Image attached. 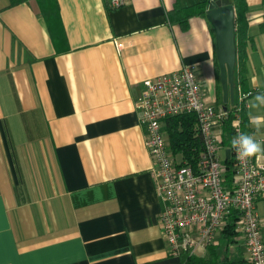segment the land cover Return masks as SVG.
<instances>
[{
	"label": "crops",
	"instance_id": "obj_1",
	"mask_svg": "<svg viewBox=\"0 0 264 264\" xmlns=\"http://www.w3.org/2000/svg\"><path fill=\"white\" fill-rule=\"evenodd\" d=\"M203 1L56 0L48 26L37 0H0V264H181L134 101L144 80L194 65L219 105L208 5L185 28L169 15ZM246 2L247 85L262 91L264 0ZM257 95L244 131L264 148V122H250L264 118ZM255 208L264 241V195ZM230 248L250 264L238 235Z\"/></svg>",
	"mask_w": 264,
	"mask_h": 264
},
{
	"label": "built area",
	"instance_id": "obj_2",
	"mask_svg": "<svg viewBox=\"0 0 264 264\" xmlns=\"http://www.w3.org/2000/svg\"><path fill=\"white\" fill-rule=\"evenodd\" d=\"M127 0H109L110 7ZM239 93L234 111L232 139L245 133L242 110L248 107ZM145 145L152 160L155 188L162 202L159 224L171 253L201 254L216 244L231 209L238 211L237 235L241 238L246 261L264 264V241L255 204L264 195V162L260 154L238 159L232 146L235 173L231 189L223 183L224 155L220 151L222 124L229 116L228 107L207 102L197 79L194 65L161 74L142 82L134 101ZM194 113L203 141V151L193 167L180 155H174L165 140L163 119Z\"/></svg>",
	"mask_w": 264,
	"mask_h": 264
},
{
	"label": "trees",
	"instance_id": "obj_3",
	"mask_svg": "<svg viewBox=\"0 0 264 264\" xmlns=\"http://www.w3.org/2000/svg\"><path fill=\"white\" fill-rule=\"evenodd\" d=\"M24 0H10V5H14ZM42 10L48 26L57 19L58 5L56 0H37ZM234 6V31H235V45H236V64H235V79H237L240 86L241 94H244L243 102H247V97L250 95L258 94L264 95L262 91H249L246 76V44H247V19L246 14L248 10L246 0H232ZM208 1H203L191 7L178 8L169 11V15L177 17L180 25L185 28L187 21L191 16L204 15L205 8ZM215 66L217 69L218 82L219 79V66L214 58ZM220 92L217 95V101L220 103ZM228 107L229 116L222 124V134L220 136V145L224 150H232V135L234 132V107L236 102ZM245 108L242 110V125L243 128L247 124V116ZM165 131L168 138L169 147L174 155H180L181 158L191 166H195L198 158L203 151V141L200 129L198 126L197 118L194 113H183L174 116H168L163 119ZM224 172L223 183L231 189L233 177L235 173L234 158L230 152V158L223 160ZM239 213L235 209H231L226 214L224 219V227L220 232V237L216 244L207 248V254H189L188 252H181L178 256L181 264H234L238 260L236 255L233 254L230 244L235 242L237 235L236 225L239 221Z\"/></svg>",
	"mask_w": 264,
	"mask_h": 264
},
{
	"label": "water",
	"instance_id": "obj_4",
	"mask_svg": "<svg viewBox=\"0 0 264 264\" xmlns=\"http://www.w3.org/2000/svg\"><path fill=\"white\" fill-rule=\"evenodd\" d=\"M210 16L216 35V59L222 85V108L228 102L233 104L235 83L236 45L234 31V6L232 0H209ZM225 159L230 158V150H225Z\"/></svg>",
	"mask_w": 264,
	"mask_h": 264
},
{
	"label": "clouds",
	"instance_id": "obj_5",
	"mask_svg": "<svg viewBox=\"0 0 264 264\" xmlns=\"http://www.w3.org/2000/svg\"><path fill=\"white\" fill-rule=\"evenodd\" d=\"M255 101L256 103L253 104V107L264 105V95H257ZM250 122L259 129L261 123L264 122V118L252 117ZM231 143L237 150L238 159H245L258 153H264V148L261 147V144L252 135L246 133L239 134L238 137L232 139Z\"/></svg>",
	"mask_w": 264,
	"mask_h": 264
},
{
	"label": "rangeland",
	"instance_id": "obj_6",
	"mask_svg": "<svg viewBox=\"0 0 264 264\" xmlns=\"http://www.w3.org/2000/svg\"><path fill=\"white\" fill-rule=\"evenodd\" d=\"M238 93V90H234V102H236V103H239V93ZM221 101H222V98H221ZM220 101V103H219V105H221L222 104V102ZM228 107H232L231 106V104H230V102H228ZM164 137H165V140L168 142V138H167V134H165L164 135ZM224 148L220 151V153H221V156H223L224 155ZM198 253H203V251H200V252H198ZM205 254H207L208 252L207 251H205L204 252Z\"/></svg>",
	"mask_w": 264,
	"mask_h": 264
}]
</instances>
